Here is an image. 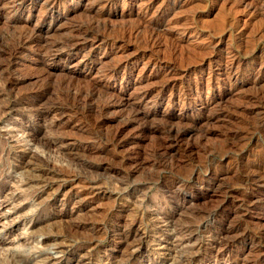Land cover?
<instances>
[{
	"label": "rangeland",
	"instance_id": "rangeland-1",
	"mask_svg": "<svg viewBox=\"0 0 264 264\" xmlns=\"http://www.w3.org/2000/svg\"><path fill=\"white\" fill-rule=\"evenodd\" d=\"M0 264H264V0H0Z\"/></svg>",
	"mask_w": 264,
	"mask_h": 264
},
{
	"label": "bare ground",
	"instance_id": "bare-ground-1",
	"mask_svg": "<svg viewBox=\"0 0 264 264\" xmlns=\"http://www.w3.org/2000/svg\"><path fill=\"white\" fill-rule=\"evenodd\" d=\"M67 42V41H66ZM59 43V42H58ZM61 44V43H60ZM55 46V45H54ZM58 46V45H57ZM65 46V45H64ZM52 47H53V45H52ZM93 94V93H92ZM91 95V94H90ZM137 111V110H136ZM134 113V112H133ZM136 113V112H135ZM143 114V113H142ZM144 116V115H143ZM170 129V128H169ZM182 132V131H181ZM176 133H178V130H177V132ZM180 134V133H179ZM182 134V133H181ZM173 135V134H172ZM176 136H178L177 134H176ZM179 139V136L178 137H176V141ZM181 139V138H180ZM173 140V139H172ZM237 144V143H236ZM191 150V149H190ZM244 175V174H243ZM234 238V237H233Z\"/></svg>",
	"mask_w": 264,
	"mask_h": 264
}]
</instances>
